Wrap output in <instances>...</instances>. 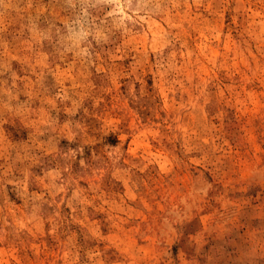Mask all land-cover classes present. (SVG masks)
<instances>
[{
  "label": "rangeland",
  "instance_id": "374dc122",
  "mask_svg": "<svg viewBox=\"0 0 264 264\" xmlns=\"http://www.w3.org/2000/svg\"><path fill=\"white\" fill-rule=\"evenodd\" d=\"M0 264H264V0H0Z\"/></svg>",
  "mask_w": 264,
  "mask_h": 264
}]
</instances>
